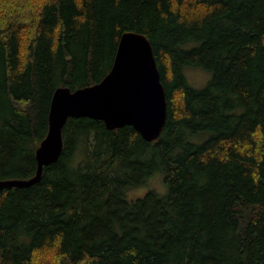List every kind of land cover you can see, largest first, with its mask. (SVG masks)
Instances as JSON below:
<instances>
[{
  "label": "trees",
  "instance_id": "obj_1",
  "mask_svg": "<svg viewBox=\"0 0 264 264\" xmlns=\"http://www.w3.org/2000/svg\"><path fill=\"white\" fill-rule=\"evenodd\" d=\"M128 30L162 74L160 137L69 118L42 179L0 189V264H264V0H0V180L36 174L55 90L103 79ZM158 171L164 194L128 198Z\"/></svg>",
  "mask_w": 264,
  "mask_h": 264
},
{
  "label": "water",
  "instance_id": "obj_2",
  "mask_svg": "<svg viewBox=\"0 0 264 264\" xmlns=\"http://www.w3.org/2000/svg\"><path fill=\"white\" fill-rule=\"evenodd\" d=\"M168 102L153 45L140 31H125L113 66L103 79L85 87H58L51 101L49 129L36 150L37 172L29 178L0 180L5 186H32L44 168L63 153V129L71 117L102 120L109 129L132 125L147 141L160 137L167 120Z\"/></svg>",
  "mask_w": 264,
  "mask_h": 264
},
{
  "label": "rangeland",
  "instance_id": "obj_3",
  "mask_svg": "<svg viewBox=\"0 0 264 264\" xmlns=\"http://www.w3.org/2000/svg\"><path fill=\"white\" fill-rule=\"evenodd\" d=\"M184 72L189 83L195 88L204 87L212 76V72L195 66H187L184 68ZM167 187L168 186L164 182L163 172L158 171L152 175L144 185L131 189L128 193V198L136 199L137 197L144 195L149 190H155L164 194L167 191Z\"/></svg>",
  "mask_w": 264,
  "mask_h": 264
},
{
  "label": "bare ground",
  "instance_id": "obj_4",
  "mask_svg": "<svg viewBox=\"0 0 264 264\" xmlns=\"http://www.w3.org/2000/svg\"><path fill=\"white\" fill-rule=\"evenodd\" d=\"M37 168H38V166H37ZM37 172V171H36ZM14 178V177H13ZM19 178V177H18Z\"/></svg>",
  "mask_w": 264,
  "mask_h": 264
}]
</instances>
